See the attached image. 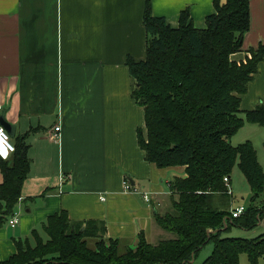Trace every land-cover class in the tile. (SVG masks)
<instances>
[{
  "label": "crops",
  "instance_id": "0c3cea01",
  "mask_svg": "<svg viewBox=\"0 0 264 264\" xmlns=\"http://www.w3.org/2000/svg\"><path fill=\"white\" fill-rule=\"evenodd\" d=\"M147 1L0 0V117L15 126L14 144L28 135L31 160L14 214L19 222L0 228V263L17 253L15 239L33 230L44 236L48 217L62 211L73 222H103L108 238L133 247L140 235L152 245L174 238L156 218L170 211V182L185 178V168L160 169L145 159L137 136L145 114L131 96L135 80L127 66L128 58H146ZM149 1L153 16L173 28L185 10L198 29L215 12L214 0ZM260 44L264 0H250V30L232 60L244 61ZM258 104L264 61L241 108ZM125 181L151 203L126 193Z\"/></svg>",
  "mask_w": 264,
  "mask_h": 264
},
{
  "label": "trees",
  "instance_id": "16d2710c",
  "mask_svg": "<svg viewBox=\"0 0 264 264\" xmlns=\"http://www.w3.org/2000/svg\"><path fill=\"white\" fill-rule=\"evenodd\" d=\"M214 7L204 29L194 26L188 10L173 28L153 16L148 0L146 58L127 60L135 80L131 96L145 114L137 135L145 159L160 169L185 168V178L170 182L174 213L156 218L174 238L152 245L140 235L133 247L108 238L103 222H73L62 211L43 224L46 241L33 230L29 238L14 240L17 253L0 264H241L242 255L258 264L264 258V233L252 239L225 236L233 227L252 231L264 224V201L257 203L264 194V169L251 142L231 143L246 122L264 128V104L241 108L264 61V45L250 49L244 61H233L250 30V0H214ZM27 136L16 139L8 160L0 159V228L14 217L30 172ZM236 165L253 196L239 218L215 204L218 196L232 195ZM210 245L211 255L198 262Z\"/></svg>",
  "mask_w": 264,
  "mask_h": 264
},
{
  "label": "rangeland",
  "instance_id": "374dc122",
  "mask_svg": "<svg viewBox=\"0 0 264 264\" xmlns=\"http://www.w3.org/2000/svg\"><path fill=\"white\" fill-rule=\"evenodd\" d=\"M244 115L245 114L243 113L241 116L245 119ZM245 142H251L253 144L258 155L259 163L264 169V128L246 122L245 125L232 137L231 140L233 146H239L241 144H244ZM230 192L232 194L230 196L222 195L216 198L215 204L220 205L223 211L230 214L231 210H233L237 206H244L246 209H248L252 204L253 196L250 186L244 174L240 171L237 165L233 169L231 175ZM262 201H264V194L259 197L257 203L260 204ZM169 210L170 211L168 213H174L173 204L171 207H169ZM260 233H264L263 228L257 227L252 231H245L233 227L230 232H227L225 234V236L233 238L252 239L259 236L257 234ZM42 237L45 241L47 240V236L45 234ZM212 249V245L208 246V248L199 255L198 262H203L209 255H211ZM241 264H250V261L246 255L241 256Z\"/></svg>",
  "mask_w": 264,
  "mask_h": 264
},
{
  "label": "built area",
  "instance_id": "2783aa9c",
  "mask_svg": "<svg viewBox=\"0 0 264 264\" xmlns=\"http://www.w3.org/2000/svg\"><path fill=\"white\" fill-rule=\"evenodd\" d=\"M55 131L59 132L60 127H57ZM54 136L57 137L56 134ZM0 145H2V148H0V159L8 160L11 157V155L15 152V145L12 142V139L8 134V132L2 126H0ZM9 145L11 146V148H9ZM225 183L226 184L230 183L228 178L225 179ZM124 188L126 193L141 194L144 200L146 201V203H151V198L148 193L143 192L140 189L134 188L133 186L130 185L128 181H125ZM102 200H104V198ZM246 210L247 209L244 206H239L231 210V215L233 218H239L246 212ZM18 222H19L18 218L14 216L9 220L8 225L14 228L18 224Z\"/></svg>",
  "mask_w": 264,
  "mask_h": 264
},
{
  "label": "water",
  "instance_id": "95a60500",
  "mask_svg": "<svg viewBox=\"0 0 264 264\" xmlns=\"http://www.w3.org/2000/svg\"><path fill=\"white\" fill-rule=\"evenodd\" d=\"M0 126H2L8 132L11 139L15 137V126L7 122L5 113H3L0 117Z\"/></svg>",
  "mask_w": 264,
  "mask_h": 264
},
{
  "label": "clouds",
  "instance_id": "9594fccd",
  "mask_svg": "<svg viewBox=\"0 0 264 264\" xmlns=\"http://www.w3.org/2000/svg\"><path fill=\"white\" fill-rule=\"evenodd\" d=\"M0 148H2V145H0ZM9 148H11V146L9 145Z\"/></svg>",
  "mask_w": 264,
  "mask_h": 264
}]
</instances>
